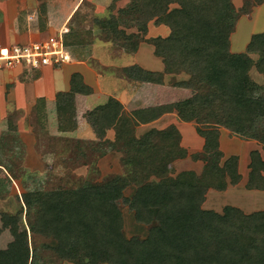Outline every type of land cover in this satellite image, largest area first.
Here are the masks:
<instances>
[{"label": "trees", "instance_id": "trees-1", "mask_svg": "<svg viewBox=\"0 0 264 264\" xmlns=\"http://www.w3.org/2000/svg\"><path fill=\"white\" fill-rule=\"evenodd\" d=\"M120 1L113 0L111 8ZM262 4L264 0H245L237 10L233 0H130L128 6L119 10L118 17L111 15L110 19L99 21V25L107 30L106 40L113 42L121 36L127 39L123 48L132 53L137 51V44L131 45L130 37L119 29L121 24L126 26V17L143 32L152 21L156 26H166L170 30L167 37L147 42L163 58L165 72L182 70L194 76L179 85L194 92L186 103L199 107L200 120L208 122L217 116L237 136L264 146V86H256L250 77L253 69L264 76V32L253 35L241 53H232L230 42L240 18L249 16L252 9ZM124 72L129 80L161 84V74L140 66L126 67ZM202 82L208 88H203ZM92 93L82 76L74 74L71 90L56 95L60 132L77 128L70 106L74 95ZM37 108L38 119L43 122L42 107ZM163 110L146 109L134 119L124 111L121 102L111 97L89 111L86 120L94 128L98 144H108L109 130L126 129V135L119 137L123 140L109 144L127 152L138 164L160 159L168 172L174 161L187 157L180 146L182 134L176 125L165 130L150 129L139 139L135 137L134 145L125 144L128 137L136 135L137 124L156 122L167 113ZM196 132L205 140L203 152L196 158L205 162L208 176L219 185L216 188L226 190L229 185H238L242 178L239 157L223 161L218 128L197 127ZM163 148L168 151L164 153ZM80 154L82 158L86 156L84 150L77 153ZM249 157L246 188L264 190L261 153L253 150ZM127 186L126 179L117 176L101 183L87 181L78 188L59 187L49 192V202L40 206L34 208L25 202L28 208L24 231H19L18 218L1 216L14 240L0 253V264H40L36 246L33 248L29 242L37 237L52 241L54 245L44 247L73 264H264V211L246 214L233 206H226L222 213L205 210L202 206L208 188L202 185L176 184L154 190L147 185L132 199L124 197ZM121 202L129 205L139 221L148 216L146 239L125 237ZM153 209L155 212L151 213Z\"/></svg>", "mask_w": 264, "mask_h": 264}, {"label": "rangeland", "instance_id": "rangeland-1", "mask_svg": "<svg viewBox=\"0 0 264 264\" xmlns=\"http://www.w3.org/2000/svg\"><path fill=\"white\" fill-rule=\"evenodd\" d=\"M75 1L0 0V44L15 42L28 43L44 40L49 36L56 37L63 33L67 44L66 48L71 52L72 59L76 61L89 60L90 65L107 76H105V84L102 85L104 92L101 95H105L103 97H106V99L111 96L116 97L114 99H117L119 102L122 100L125 101L124 103L126 105H123V107L129 117L136 119L138 118L137 113L140 111L157 107L164 108L163 111L167 112L161 115L162 119L160 118V121L157 120L149 125L137 124L135 126L136 135L128 137L125 144L127 146H130L131 143V145H134L136 143L134 141L136 139L135 137L139 139V136L150 129H168L170 126L175 125L176 121L178 122L176 126L182 134L180 146L186 150L187 157L174 161L169 167L171 171L166 172L162 167L163 161L161 162L160 159L138 164L134 162V159L127 152L120 148H114L109 144L112 141L123 140L119 137L123 138L126 135V129L118 131L109 130L106 135V139L109 140L108 144L102 143L103 146L98 144L100 140L96 138L94 128L91 124L89 125L92 128L94 136L82 139L56 136L55 129L51 128L50 123H48L50 125L48 129L41 121L35 120L33 116H30L25 121V130L27 132L23 131L21 134L19 133V136L17 135L18 126L16 124H14L15 127L9 128L8 130H6V127L4 129L6 131L3 134V140L7 144L6 149H8V155L6 157L1 155V159L3 158L4 165L8 167L7 172L12 176L13 180L9 178L5 171L0 170V253L6 251L10 243L14 240L9 229L3 226L1 216L3 217L6 214L7 216L18 218L19 231L27 230L26 212L28 207L26 203L35 208V206H40V203L42 204L45 201L49 202L50 196L48 193L59 187L67 189L78 188L85 185L87 181L101 183L108 180V178L120 176L124 177L128 183V186L123 192L124 197L132 199L138 190L147 185L153 190L159 189L162 186L176 184L202 185L208 188L206 200L202 207L205 210H211L216 213H222L226 206L236 204L241 200L239 197L242 194V189H247L248 165L250 161L249 152L253 147L245 143V141L253 140H247L237 136L225 128L223 121L217 116H213L208 122L200 120L202 113L198 112L199 107L191 106L189 102L186 103L192 99L194 92L179 87V85L193 79L194 76L182 70L178 72H165L163 58L155 52V47L147 42L150 39L157 38L158 35H164L166 33L158 30L157 27L151 28L150 25L154 24L153 21L148 24L146 32H143L131 22L130 17H126V26L121 24L119 29L124 30L126 36L130 37L129 42H131V45L133 43L137 44L138 49L142 44H147L148 46H143L137 56L130 52L128 48H126L125 54L123 46L127 39L121 36L114 38L113 42L106 40L108 38L107 30L105 28L102 29L99 21L110 19L111 15L115 18L118 17L119 10L128 6L130 0L118 2L115 4V8H111L114 6H111L113 1H110L104 14L96 12V5L92 4L94 2L93 0H85L78 14L71 22L66 24V17L64 19H60V17L68 14L69 9L74 6ZM244 1L233 0L235 8L240 10L243 7ZM1 8H5L8 15L7 19H3L4 14ZM60 12H62L61 16L59 14ZM32 15H34V20L30 18ZM259 16V19L257 18L255 23H248L246 20L245 22L241 21L239 26L236 25L237 30L235 36L233 33L230 38L235 44L234 50L243 51L242 44L248 41V36L264 31V28L261 27V25H264V15ZM59 19L61 20L60 24H58ZM250 19L248 17V21ZM128 20L129 22H127ZM94 44L98 45L95 48L98 57L103 58L106 62L121 64L126 61V67H132L129 65L135 63L134 60H138L137 62L142 63L140 67L143 70L161 74V84L136 82L129 80L127 77L126 81H123V78H125L124 68L106 69L102 63L90 58L91 45ZM253 58L257 59V56H253ZM150 59H153L154 63H157H146V60ZM159 64L161 67L157 68ZM135 66H139V64H135ZM6 71L0 70V76H7L8 73ZM12 71L14 70L8 72L11 73ZM20 71L23 73L28 70L21 69ZM250 77L256 86H264V76L259 74L256 69L252 70ZM1 81L0 98L2 100L6 98L9 101L14 82L8 79ZM125 85L126 91L128 92L121 95V91L118 92V90L124 88ZM130 85L131 87H129ZM201 86L206 88L208 85L202 82ZM150 93L153 95H149ZM79 104L75 98H72L70 106L75 114L76 126H78L79 118L82 115L84 118H87L88 115V112L85 113L82 107L78 106ZM20 115L18 114V116ZM189 116H193L195 119L191 120ZM10 117L12 119L13 115H10L9 119ZM218 121L219 125L215 126ZM28 125L31 126L30 129ZM54 125H56V120L54 121ZM207 126H211V128L217 127L220 132V149L225 156L223 161L231 156L239 157L238 170L240 172V168L242 169V174H245V178H241L237 185L238 188L233 185H229L226 190L216 188L219 185H216L211 180V177L208 176V172L210 171L205 170V162L196 158V156H199L203 152L205 144L204 138L197 134L196 128H204ZM9 131L11 134H9ZM258 144L263 146L260 143ZM79 148L81 149L80 151ZM82 150H84L86 158H82L81 154L80 156L77 155ZM161 150L164 153L168 151L166 148ZM42 157L45 159L44 164H40L41 159L43 160ZM229 179H226L228 183H230ZM249 191H255L250 195L251 199L248 201L250 207L245 212L242 211L246 214L264 211V190ZM241 196L243 197L242 200L246 199L243 194ZM120 207L123 215V231L125 237L127 239H146L150 227L149 221L147 220L148 216L143 221H139L136 218L135 212L129 208L128 204L126 205V203L121 202ZM233 207L238 208L237 206ZM154 212L155 209L151 213ZM29 242L30 245H33V248L36 246L35 254L41 259L40 264H73L57 258L51 250L44 247V245L53 244L52 241L37 237L30 238Z\"/></svg>", "mask_w": 264, "mask_h": 264}, {"label": "crops", "instance_id": "crops-1", "mask_svg": "<svg viewBox=\"0 0 264 264\" xmlns=\"http://www.w3.org/2000/svg\"><path fill=\"white\" fill-rule=\"evenodd\" d=\"M93 1L94 2H92V4L96 5V12L104 14L106 7L108 6V3L110 1L112 2L113 0H93ZM84 2L85 0H76L74 6H72L69 9L70 11L68 12V14L61 16L62 12L59 13L61 16L60 19H64L66 17L65 23L67 24L71 22L73 18L80 11L81 6L84 4ZM60 7H61V4H60ZM1 11L4 14L3 19H7L8 15L5 11V8H1ZM259 15H264V4L256 6L253 9L252 13L248 16L249 18H251L249 21H248L247 16H243L244 18L241 17L240 20L238 21L237 26H239L241 21L245 22L246 20L248 23L250 22L255 23L257 21V18L259 19L260 17ZM30 18L34 20V15L30 16ZM60 19L58 21V24L61 23ZM237 26H236V30H237ZM150 27L151 28L157 27L158 30H161L162 32L166 33L164 35H158V37L165 38L170 33L169 30L167 33L168 28L166 26H155L154 24H151ZM261 27L264 28V25H261ZM236 30L234 32V36H235ZM255 34L256 33H253L251 34V36H248L249 37L248 41L242 44L243 51L234 50L235 44L233 43V41L230 40L231 52L232 53L244 52L250 41V38ZM6 44H11V43H6ZM146 45L147 44H142L140 48L137 49V51L134 54L137 56V54L141 52L143 46H146ZM97 46H98L97 44L91 45V48H92L90 51L91 59H94L102 63L103 67L106 69H110V68L117 69L118 67L126 68V61L122 62L121 64H117L116 62L115 63L106 62L103 58L98 57L97 50L95 49ZM236 47L240 48L239 46H236ZM123 51L126 54V48H123ZM152 52H153V49H152ZM69 54L71 57L70 61L65 62L56 67L47 66L41 69H27V68L17 67L14 69H10V70H14L11 73L8 72L10 70H7L6 71L8 73L7 76H0V82H2L1 80L4 81L6 79L10 81L12 80V82H14L13 88L11 90L10 98H9L10 100L8 101L6 100V98L2 100L0 98V170L5 171L11 180H13V178L7 172L8 167L4 165V161L2 160L3 158L1 159V155L3 157H6V155H8V149H6L7 144H6V141L3 140L4 138L3 134L9 128L15 127L14 124L18 126V129H17L18 136L23 131L27 132V130H25L26 129V125H25L26 119L30 118V116H33L35 120H39L38 114L36 113L37 106L40 108L42 107L43 122L41 123L44 126H46L48 129L50 128L49 126L51 125V128L55 129L56 136L72 137L75 139H82V138H86V137L88 138V137L94 136L91 126L87 122L86 118L83 117V115L81 118H79L78 126L73 132L62 133L58 130V114H57L56 95L61 92H69L71 90V81H72V77L74 74L81 75L83 78V82L93 90V93L91 95H82V94L74 95V98L77 101V103H80L78 106L82 107V110L85 113L92 111L93 109H95L96 107L100 105L105 104L107 100L111 97V96L107 97L106 99V97H103L105 95H101L102 92H104L102 89V85L105 84L104 80L106 79L107 76L97 71L92 65H90L88 62L89 60L88 61H76L72 59V54L70 51H69ZM134 61L135 63L130 64L129 66H133L135 64L137 65L139 64V66H142L141 62L140 63L137 62L138 60H134ZM147 62H150L151 64L157 63V62L154 63L153 59L146 60V63ZM160 67H161L160 64L157 65V68H160ZM21 69L23 70L25 69L28 71L21 73L20 71ZM19 75L21 76L19 77ZM123 81H126V78H123ZM129 87H131V85ZM120 91H121V95H123L124 93L126 94V92H128L126 91V85L124 88H120L118 90V92ZM107 93H110V92H107ZM149 95H153V94L150 93ZM152 97H155V96H152ZM112 98H116V97H112ZM42 102H44V104ZM121 102L123 105H126V103H124L125 101L122 100ZM34 107L35 109H33ZM18 114H21V115L18 116ZM10 115H13L12 119L11 117L9 119ZM161 119H159L158 121H160ZM55 120H56V125H54ZM48 123H50V125ZM176 124H178V122L175 121V125ZM28 126H29L28 128L30 129L31 126L30 125ZM5 128L6 130L4 131ZM9 134H11L10 131H9ZM245 143L253 147L251 151L258 150L261 153V156L264 160V147L263 146L259 145L258 142L256 143L254 141H247V142L245 141ZM44 161H45L44 158L43 160L41 159L40 164H42ZM240 172H241L240 174L242 178L243 177L245 178V174H242L241 168H240ZM236 190H239V189H236ZM242 190H243L242 191L243 196L246 197V199L244 200L246 201L242 200L243 197L241 196L242 195L241 194L239 197V199L241 200H239L240 202L239 201L237 202L239 206L237 205V203L234 204L233 206H237L238 208H240L241 210L245 212L246 209L248 210V208L250 207V204L248 202L251 199L250 195L253 194V192L255 191H249L245 188H243ZM226 192H229V191H226Z\"/></svg>", "mask_w": 264, "mask_h": 264}, {"label": "built area", "instance_id": "built-area-1", "mask_svg": "<svg viewBox=\"0 0 264 264\" xmlns=\"http://www.w3.org/2000/svg\"><path fill=\"white\" fill-rule=\"evenodd\" d=\"M71 59L63 33L28 43L0 44V70L56 67Z\"/></svg>", "mask_w": 264, "mask_h": 264}]
</instances>
